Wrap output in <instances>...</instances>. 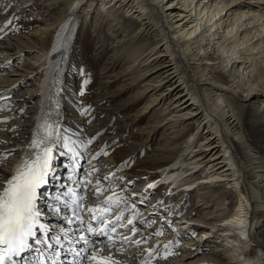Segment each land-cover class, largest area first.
Wrapping results in <instances>:
<instances>
[{"label":"bare ground","instance_id":"6f19581e","mask_svg":"<svg viewBox=\"0 0 264 264\" xmlns=\"http://www.w3.org/2000/svg\"><path fill=\"white\" fill-rule=\"evenodd\" d=\"M237 1L68 0L66 2L68 6L62 13L51 21L47 19L49 23H44L41 27L42 31L37 29L33 37H27V45L22 49L26 55H29L31 50L35 52L36 63L32 65V68L36 65L38 69L41 68L43 74L34 89L35 93H29L21 99V107L26 104L31 106L30 103L35 101L26 138H15L18 132L15 133L10 129V121L0 118V126L3 125L5 129L0 134L5 132L8 139L13 142L9 144V141L6 145L0 141V146L1 148L11 146V150L14 149L13 153L17 155L13 160L10 173L1 171L0 168V190L6 180L14 174L21 159L25 157L28 149L24 150V148L29 145L27 138L32 137V131L38 130L37 126L41 125L44 116L40 118L47 110V103L44 101L46 98L54 99L57 95L60 98L59 105H64L60 116L54 122V128L58 127L63 118L62 127L66 128L68 133L71 132L69 133L71 136L65 134V142L76 145L79 141L77 144L79 146L87 144L90 139L97 136L99 128H91L88 126L91 123L87 122L94 119L95 114L92 110L95 108V103L87 106L86 112L83 110L80 119L73 117L69 120L66 117L69 105L63 93L74 86L72 85L74 80L70 77L68 68L72 61L70 58L71 51L74 49L72 44L74 35L78 32L79 20L83 16L93 20L99 14L102 18L100 19L102 26L100 23L99 25L101 28L107 25V29L98 42L102 43V46L119 47L116 50L117 57L112 60V64L129 63L122 72L114 74L113 77L112 71H104L102 74L106 73L107 76H103L101 85L108 86L111 78H114L113 82H115L121 78L124 80L125 75H132L129 86L139 88L133 96L135 103L145 100V104L136 113L134 119L140 120L147 112L154 110L158 113L159 120H156L149 128H144L147 129V137H152L160 128L170 130L168 134L173 136V142L169 141L171 143L164 151H161L163 148H157L159 151L154 156L166 158L164 152L168 151L177 157L169 164L165 163L153 168L146 166L147 169L143 171L132 173L126 169L127 177L124 179L139 182L142 176L148 178L144 175L160 171L157 177L161 178L157 180V183L165 181L170 184L172 187L170 194L172 190L184 193L175 203L177 205L192 190L206 188V186H225L231 189L236 197L232 213L222 218L220 213H217V207H214L206 211L205 215L215 220L211 226L217 228L213 233L217 230L221 231L220 235L223 239L220 241L239 242V245L229 242L234 247L229 250V254L232 252L233 264H264V240L259 235L261 234L259 233L260 223L258 218L256 219L258 213L264 212V56L262 60L257 59V54L264 55V6L257 5L259 0H243L235 3ZM261 2L264 4V0ZM6 5L7 2H4L0 6L1 11ZM0 44L6 45V42L1 41ZM99 51V49L96 50V52ZM109 68L116 69L113 65ZM18 86L20 85L14 86L13 90ZM3 107L1 108L3 115H6L8 109L5 111L6 108ZM182 137H185L183 145L182 142L178 143V139ZM97 138L93 145H87L86 150L78 147V151L83 153L85 151L83 154L87 157L85 163L88 162L90 167L96 165L97 171L92 179L97 176L104 178L111 173V179L106 183H112L118 177L117 173L121 167L132 166L133 158L132 156L126 159L120 158L123 162L118 163L107 155H99L96 160H91V157L100 152L104 146L106 151L110 140L116 137ZM53 139H59L61 143L60 135L54 136ZM255 143L259 145H254ZM15 144L20 146L16 147ZM51 146L58 153H63L62 149H65L64 142L54 143ZM6 157L1 155V159ZM66 168L69 171L75 170L68 166ZM99 173L101 176L97 175ZM195 173L199 176L192 180ZM141 182L143 184L149 180ZM92 183L95 186L94 180ZM151 183L155 184V181ZM101 184H103L102 181ZM146 193L147 191L144 192L145 195ZM161 199L154 207L164 210L161 217L165 221L168 219L165 212L170 214L172 210H168L165 204L163 206ZM73 200L74 198L71 199V206H73ZM98 201L92 198L83 201V204L86 208L96 205ZM119 212L113 211L106 218L112 219ZM152 213L148 209L144 216ZM180 218L172 216L173 220L166 230L170 232L169 235L166 238H160L156 246L161 245V241H168L171 238H175V244H178L180 237L183 243L180 245L179 252L184 250L179 260L182 264H198L205 261L222 264L220 260L218 262L212 258L209 252L203 253L200 250L196 252L200 244L198 242L204 236L209 237L213 234L210 233L212 228L200 231L198 236L200 241L191 243V239L186 238L185 234L189 225L194 230L195 225L188 224L191 219L176 221ZM123 219L119 221L120 224L127 221V218ZM85 221L89 222V219ZM136 224H138L137 220L133 221L132 226ZM162 225L165 224L162 223ZM149 230L151 229L141 231L139 235H127V229L118 230L112 251L122 258L125 254L136 264H142V261L145 264H175L170 255L164 258L165 249L157 252L155 249L151 256L147 254L148 256L140 258V254L144 253V247L146 250L151 249L150 244L142 243L137 246L133 242L147 236L149 242L156 239L152 237ZM142 233L144 236H140ZM121 236H131V241L124 243L119 239ZM107 244L100 248L106 254H108V249L105 247ZM116 248H123V251L116 252ZM251 250L255 251V256L246 257L245 255ZM192 258L196 259L192 260Z\"/></svg>","mask_w":264,"mask_h":264},{"label":"rangeland","instance_id":"374dc122","mask_svg":"<svg viewBox=\"0 0 264 264\" xmlns=\"http://www.w3.org/2000/svg\"><path fill=\"white\" fill-rule=\"evenodd\" d=\"M241 1L243 0H238L235 3H239ZM261 1L262 0H259L257 5L264 6V4H261ZM4 2H7V5L6 7H2L4 8V10H2L3 12L0 9V26H2L8 20H11L12 23L8 26V28H5L3 32H0V42H6V45L0 44V97L3 101H0V103L2 102L0 107L2 108L4 106L3 108H6L5 111L8 109V113H6V115H3L4 112H0V118H7V120L10 121V129L14 130L15 133L18 132L15 138L19 139L20 137L26 138L29 118L32 117L31 112L33 110V105L35 104V99H33L34 102L30 103L31 106L26 104L22 105L21 107V99L29 93H35L34 89L38 84L41 74H43V72H41V68L38 69L36 65L32 68V65L36 63L34 61L35 52L31 50V53L26 55V53H23L24 50L22 49H24V46L27 45L26 40L33 37V33H35V31L37 32V29L41 30V27L44 25V23H49V21L55 19L60 13H62L63 9L68 6L66 3L68 0H0V6ZM47 19L50 20L46 21ZM81 19L78 23V32H76L74 35L75 39L72 44L74 49H72L70 56L72 61L68 68L69 75L74 80V84L72 83L74 86L73 88H68V90L63 93L64 96L62 95L69 105V111L66 112V117L69 120L73 117H75L74 119H80L82 117L81 113L83 110H85L87 106H92L93 103H95V108L92 110V113L95 114L93 117L94 119L92 120L93 122L91 120H87L88 123H91L88 125L84 120L83 121L91 128H99V132L95 137L96 139H94L95 141L98 140L97 137H116L110 140V145L107 146L106 152L108 153V157L114 158L115 162L120 163L123 162L121 159H126L127 157L132 156V166H124L118 170V172L121 170L120 173L122 174L124 172L125 177H127L125 172L126 169L133 173L139 170L143 171V169H147V167L153 168L157 167V165L160 166L165 163L169 164L170 161H175V159H177L175 154L172 152L169 153L168 151L164 152V157L166 158L161 159L154 156V154L159 151L157 148H163L161 151H164L166 146L173 142V136L168 134L170 130L167 131V129L165 130L160 128L152 137H147V129H144L149 128V126L153 125L156 120H159L158 113L154 110H151L147 112L146 115L140 120L134 119L136 113L142 108V105L145 104V100L135 103L136 100L133 99V96L136 95L139 88L133 85L129 86L133 76L125 75L123 78L124 80H121V78L115 82H113L114 78H111L109 79L110 83L108 86L105 87L101 85L103 76L106 75V73L102 74L104 71H112L111 76L113 77L114 74L120 73V71L122 72L123 68L125 69L126 65L129 63L127 62L121 64L120 62H117L112 64V60L117 57L116 50L119 47L111 48V46H102V43L98 42V40L101 39L100 37L104 34V31L106 32L107 29V25L101 28L102 18L99 14L97 17H94L93 20L91 18H85V16H83ZM111 24L112 22L110 25ZM13 26H15L16 30H9ZM97 48L100 50L99 52H96V50H98ZM114 55L116 56L113 57ZM262 56L264 55L257 54V59L262 60ZM20 57L22 59H20ZM112 65L116 68L115 70L114 68H112L113 70L109 68ZM219 72L222 74L220 69ZM85 80L88 81L87 84L84 83ZM18 84L20 86L13 90V87H16ZM82 89L83 94H81ZM9 102L11 103L9 104ZM16 108L19 112L15 111ZM0 130V132L5 130L3 125L0 126ZM69 133L71 134V132ZM184 138L185 137L178 139V143L180 144V142H182L183 145ZM94 140L92 141L93 144L95 143ZM0 141L4 142L6 145L9 141V144H13L12 140L8 139V136L5 134V132L0 134ZM254 145L259 144L255 143ZM19 146L20 144L16 145V147ZM105 149L106 146L103 147L104 151ZM5 151L6 153L11 154L6 155L7 157L3 159H1L0 155V162L3 161V163H0V168L1 171L10 173L11 169L13 168V160L17 157V155L13 153L14 149L11 150V146L8 148H1L0 146V154H3ZM167 159L168 161H166ZM133 168L135 170H133ZM101 173L97 175L101 176ZM157 175L156 173L148 174L144 175V177H148L146 180H152V178H156ZM198 176L199 175L195 173V176L192 178V180L195 178L197 179ZM170 193L169 195H171ZM169 195L165 196L164 194L165 199L163 200V206L164 204H167ZM183 198L187 199H183L184 203L187 204L181 210L180 214H186L188 217H190L189 219H191L190 221L187 220L189 222L188 224L195 225V230L193 227L189 228V237L191 239L197 238L200 231L203 232V230L212 228L210 233H213V231L217 229L216 226H211L215 220L209 215L206 216V211L217 207V213H220V217L223 218L232 213L236 204L234 192L225 186H206V188L204 187L188 192V194ZM159 199L161 198L159 197ZM257 218L260 223L259 233L261 234L259 235L264 240V212L258 213L256 219ZM209 231L210 230H208V232ZM220 232L221 231L217 230L216 233L210 234L209 238L205 239L204 241L201 240L203 241V248L204 250L208 249L206 252H209L211 257L216 261L219 262L220 260L222 264H233L231 255L232 252L229 254V250L234 247L230 245V243L239 245V242H233L232 240L229 241L230 243L227 241L225 242V240L220 241L223 239V236L220 235ZM187 237L188 236L186 235V238ZM224 237H226V235ZM196 241H200V238H197ZM190 242L194 243L192 241ZM180 248L181 247L179 246L178 249L180 250ZM170 251L172 253L175 252L176 255L178 254L175 247ZM183 251H180L179 255L171 258L175 261H173L175 264H178V261L181 257L180 255L181 253L183 254ZM245 256L252 258L255 256V251L251 250ZM179 262V264H182L181 261Z\"/></svg>","mask_w":264,"mask_h":264},{"label":"snow or ice","instance_id":"6c2138e0","mask_svg":"<svg viewBox=\"0 0 264 264\" xmlns=\"http://www.w3.org/2000/svg\"><path fill=\"white\" fill-rule=\"evenodd\" d=\"M11 23V20L6 21L0 26V32L8 28ZM9 30L15 31V26ZM84 83L87 84L88 81L85 80ZM81 94H83V89ZM84 111L86 112L87 109ZM37 128V132L33 133V139L27 146L28 151L25 157L21 159V163L16 168L14 174L6 180L2 190H0V264H5V261H13V257H21L23 259L22 253L31 249L33 244L37 246L36 251L41 253V255L37 257V264H45L46 261H50L51 264H57L60 257V249L57 246L62 245L64 240H69L72 243L77 242L73 241L68 235V232L63 228L60 229L61 235H49V227L41 221L42 213L37 208L38 189L48 183L47 178L53 172L52 161L54 155L51 145L60 142L59 139H53L54 136L59 137L60 129L59 127L53 128L52 125H38ZM40 129H43L42 133ZM94 139L95 137L90 139L87 144L79 146L66 142L64 147L67 148L68 152L72 153L75 161L83 157V153L77 151V147H83L86 150L87 145L91 144ZM10 154L11 153H3L0 155ZM99 155H108V153L101 149L100 152L91 157V160H96ZM89 163L91 162L89 161ZM96 171V167L91 166L87 174L78 181L77 187L84 191L89 190L90 186H92V176ZM111 176L112 174L109 173V175L105 176L103 179L110 180ZM120 179L123 180L124 178L121 177ZM127 183L131 185L134 184V181H128ZM154 187L155 184H148L146 186L147 189H152ZM105 191L110 192V195L106 196L96 205L85 208L83 204L84 197L77 195L74 189L68 188L65 195L74 197L72 202L75 207L73 208V217L70 218L67 223L71 224L73 220L82 222L84 218L79 215V212L83 209L89 214L90 222L87 223V225L81 223V231L78 240L84 242V244H88V238L84 234V232H87L89 234L105 236L109 241V243L105 245L108 249L107 255H103V250L97 248L95 251L91 252L87 259L91 264H121L112 254V249L115 247L114 242L116 234L118 233V229H128L129 226H132L134 218L138 213L133 212L132 216L127 218L126 223L120 224L119 221L123 219L124 211L128 209V201L123 194L125 190L121 189L119 192H116L111 187H106L101 184V181L97 179L95 181V189L92 193L93 196L98 198ZM121 203L125 205V208L112 219H107L106 217ZM93 222L99 224L100 227L94 228ZM142 223L147 225L149 221L144 220ZM137 232V228L132 226L131 233L135 235ZM38 233L40 234L39 236ZM154 235L161 236L163 235V231L158 229ZM119 239L127 243L131 241V236H121ZM133 243L139 246L142 243H147V238L137 239ZM172 243V241H169L163 245L165 249L164 258L174 254L170 251ZM40 245H44L46 249L52 250L51 254L45 257L44 249H41L39 247ZM115 251L121 252L123 248H116ZM146 251L148 255L151 256L154 249H147ZM76 254L80 255V252ZM142 264H145V262L142 261Z\"/></svg>","mask_w":264,"mask_h":264}]
</instances>
